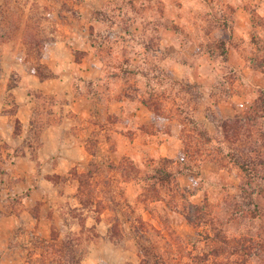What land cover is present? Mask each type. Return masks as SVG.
<instances>
[{
	"label": "rangeland",
	"instance_id": "374dc122",
	"mask_svg": "<svg viewBox=\"0 0 264 264\" xmlns=\"http://www.w3.org/2000/svg\"><path fill=\"white\" fill-rule=\"evenodd\" d=\"M263 98L264 0H0V264H264Z\"/></svg>",
	"mask_w": 264,
	"mask_h": 264
},
{
	"label": "trees",
	"instance_id": "16d2710c",
	"mask_svg": "<svg viewBox=\"0 0 264 264\" xmlns=\"http://www.w3.org/2000/svg\"><path fill=\"white\" fill-rule=\"evenodd\" d=\"M264 99V98H263ZM264 102V100H263ZM264 117V115H263ZM253 120V119H252ZM246 121V120H245ZM245 121L241 118L239 119L238 117H234L233 120L231 121H224L221 124V128H222V132L224 135V141L226 142H234V141H241L244 142L245 140H247V138H251V130L250 128H246L245 129V133H244V138L242 139V135L240 134L241 132V127H243L246 125ZM194 131L196 132V137L195 138H190V136L188 135H183V140L185 142V147L187 148V151H190L192 149H194L195 147V141L198 140H203L204 143L208 144L211 143V138L207 135V133H205L204 131H199L197 130V128H194ZM262 134V133H261ZM260 134V135H261ZM195 142V143H193ZM256 144V142H254ZM264 146V142L262 147ZM252 151H255L254 149H252ZM187 154V153H186ZM199 154H201V152H199ZM206 157H208L207 159H210L211 161H214L215 163H217L219 166L223 167L224 163L223 161H221V158H218L217 156H214V154L207 153ZM258 160L252 162V166L253 168H248L247 163H245V160L243 158H239L237 160V165L241 171V173H243V177H241V183H240V188H241V193L237 196L234 197L235 199V206H238V212L241 214L246 215L248 212H250L249 216L253 215L251 214L250 209H248L249 206H254V198L257 197L258 195H261L263 192V186L264 182H260L259 177L256 175L255 170L257 167H263L264 166V158H261L260 154H258ZM184 159V158H183ZM183 161V160H181ZM129 168H131L132 162L129 161ZM186 163V162H185ZM184 165V164H183ZM186 166V164H185ZM135 169L134 167H132V170ZM187 169H190L187 167ZM131 170L132 172V176H135V170L134 172ZM264 180V179H263ZM175 190L178 193V195L180 196L181 200H185V197L187 195L190 196V192L189 190H186L185 188H181L176 182H175ZM149 193L153 194V198L154 200H161L160 196L157 195V192L153 189H151L149 191ZM172 206L174 207L176 206V202H172ZM189 208L188 210H185L184 208L181 210V213L185 216L186 220L189 223H195L193 215H200V209L194 205H188ZM239 252L243 253L245 256L250 257V258H259L260 253L262 251V249L264 248L262 245L258 246L255 244H250V245H245L242 244L240 247Z\"/></svg>",
	"mask_w": 264,
	"mask_h": 264
},
{
	"label": "crops",
	"instance_id": "0c3cea01",
	"mask_svg": "<svg viewBox=\"0 0 264 264\" xmlns=\"http://www.w3.org/2000/svg\"><path fill=\"white\" fill-rule=\"evenodd\" d=\"M57 47L62 48L63 46H62L61 43H59ZM63 48H64V47H63Z\"/></svg>",
	"mask_w": 264,
	"mask_h": 264
}]
</instances>
